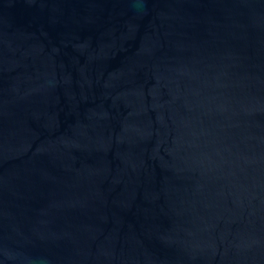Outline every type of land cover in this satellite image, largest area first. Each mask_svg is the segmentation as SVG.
Returning <instances> with one entry per match:
<instances>
[{
	"label": "water",
	"instance_id": "95a60500",
	"mask_svg": "<svg viewBox=\"0 0 264 264\" xmlns=\"http://www.w3.org/2000/svg\"><path fill=\"white\" fill-rule=\"evenodd\" d=\"M0 264H264V0H0Z\"/></svg>",
	"mask_w": 264,
	"mask_h": 264
}]
</instances>
